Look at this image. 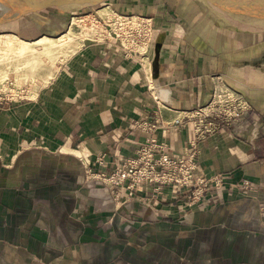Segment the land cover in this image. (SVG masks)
<instances>
[{"label": "crops", "instance_id": "0c3cea01", "mask_svg": "<svg viewBox=\"0 0 264 264\" xmlns=\"http://www.w3.org/2000/svg\"><path fill=\"white\" fill-rule=\"evenodd\" d=\"M107 3L153 18L145 52L85 42L29 99L0 105V264H264V24L205 0ZM61 12L0 11V35L52 38ZM226 91L250 104L230 124L211 106ZM202 115L214 127L199 135ZM152 140L175 157L194 145L197 176L222 186L188 206L172 185L97 178Z\"/></svg>", "mask_w": 264, "mask_h": 264}, {"label": "built area", "instance_id": "2783aa9c", "mask_svg": "<svg viewBox=\"0 0 264 264\" xmlns=\"http://www.w3.org/2000/svg\"><path fill=\"white\" fill-rule=\"evenodd\" d=\"M104 24L109 37L117 40L128 52H145L155 33L154 21L150 15L115 13L111 21L105 20ZM25 96V90H15L10 80L0 84V105L23 100ZM211 106L219 109L218 118L228 124L239 120L250 110L248 101L233 91L217 93ZM208 119L207 115L198 118L196 132L199 135L213 130L214 121L208 122ZM206 124L210 127L203 130L202 126ZM160 148L161 146L152 140L140 147L134 157L123 160L113 171L97 174V178L110 184L115 190L125 186L132 191L144 192L151 189L160 192L164 186L172 185L187 193L188 206L199 202L207 192L214 190V187L222 186L223 178L219 175L197 176L194 145L191 152L180 157L169 156L161 152ZM243 183L247 191L252 190L250 181L245 180Z\"/></svg>", "mask_w": 264, "mask_h": 264}, {"label": "rangeland", "instance_id": "374dc122", "mask_svg": "<svg viewBox=\"0 0 264 264\" xmlns=\"http://www.w3.org/2000/svg\"><path fill=\"white\" fill-rule=\"evenodd\" d=\"M102 8L108 9L100 12L101 17L99 10ZM60 10H63L61 13L65 16L62 19L63 26L61 32L55 33L52 38L27 43L15 34L0 36V84L10 80L15 90H25L26 96L23 100L29 99L37 88L44 85L53 69L71 52L85 42L102 39L108 35L109 32L104 21H111L112 16L116 13L110 9L107 2L98 6L60 7ZM7 13L9 16H13V13ZM33 13H25L23 16ZM49 14L57 13L47 12V15ZM74 18L82 20L79 23L80 26H73L70 35L72 39L63 43V38L60 35L69 29ZM10 25L12 24L1 26L0 32L9 30Z\"/></svg>", "mask_w": 264, "mask_h": 264}, {"label": "water", "instance_id": "95a60500", "mask_svg": "<svg viewBox=\"0 0 264 264\" xmlns=\"http://www.w3.org/2000/svg\"><path fill=\"white\" fill-rule=\"evenodd\" d=\"M109 0H0V11L14 16L50 8L98 6ZM230 14L252 18L264 24V0H205Z\"/></svg>", "mask_w": 264, "mask_h": 264}, {"label": "bare ground", "instance_id": "6f19581e", "mask_svg": "<svg viewBox=\"0 0 264 264\" xmlns=\"http://www.w3.org/2000/svg\"><path fill=\"white\" fill-rule=\"evenodd\" d=\"M7 14V13H6ZM14 16V14H13ZM12 17V16H11ZM15 18V17H14ZM82 20L80 18H74L73 21L71 22L70 26H69V29L66 31V33H64L61 37L63 38V43H66L68 42L69 40H71V33H72V28L73 26H80L79 23L81 22ZM8 34V33H6ZM0 36H6V35H0Z\"/></svg>", "mask_w": 264, "mask_h": 264}]
</instances>
